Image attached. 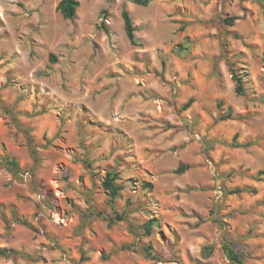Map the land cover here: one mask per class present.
<instances>
[{"label":"rangeland","instance_id":"obj_1","mask_svg":"<svg viewBox=\"0 0 264 264\" xmlns=\"http://www.w3.org/2000/svg\"><path fill=\"white\" fill-rule=\"evenodd\" d=\"M58 2L0 0V248L34 259L0 264H264V0Z\"/></svg>","mask_w":264,"mask_h":264},{"label":"trees","instance_id":"obj_2","mask_svg":"<svg viewBox=\"0 0 264 264\" xmlns=\"http://www.w3.org/2000/svg\"><path fill=\"white\" fill-rule=\"evenodd\" d=\"M134 2L145 4L147 2V0H134ZM78 4H79L78 0H59V2L57 3L56 9L58 11H60V13L62 14V16L64 18L71 19L75 15ZM121 17L123 19L124 31H125V34H126L128 40L132 44H135L134 31L136 30V28L132 23L129 12L125 8H123L121 10ZM178 46L181 50L186 49V47H187V45H185V44L184 45L179 44ZM263 62H264V53H263ZM231 78H232L233 82L235 83V88H234L235 92L237 94H242L244 92V88H243L241 76L236 74L233 70H231ZM190 103H191V99H188L184 103L183 108L188 107L190 105ZM6 162L13 171L18 170L17 162L14 159H7ZM182 169H183V166L178 167L176 169V171H180ZM262 174H264V169L258 170L253 176L256 179H260ZM116 178H117L116 172L107 171L103 177L102 182H101L103 189L107 192V194L111 198H114L118 194V191L121 188L119 185H117L115 183ZM148 186L150 187L151 185L149 184ZM234 191L237 192V191H240V189H235ZM253 191H255V189H253ZM118 218H120V217H118ZM22 223H24V220L22 221ZM149 228H150V223L147 222L145 225V230L148 231ZM221 247H222L224 253L226 254V257L231 262H236L238 264H242V259H241L240 254L238 252H236L232 247H230L226 242H222ZM210 248L211 247L205 248L206 249V251H204L205 257L210 254ZM17 255L21 256V257L33 259V257L28 255L27 253L15 251L11 248H0V256H3V257L14 256L15 257Z\"/></svg>","mask_w":264,"mask_h":264}]
</instances>
